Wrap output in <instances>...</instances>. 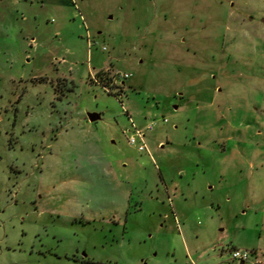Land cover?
<instances>
[{
    "label": "rangeland",
    "instance_id": "374dc122",
    "mask_svg": "<svg viewBox=\"0 0 264 264\" xmlns=\"http://www.w3.org/2000/svg\"><path fill=\"white\" fill-rule=\"evenodd\" d=\"M232 247L264 253V0H0V264Z\"/></svg>",
    "mask_w": 264,
    "mask_h": 264
},
{
    "label": "built area",
    "instance_id": "2783aa9c",
    "mask_svg": "<svg viewBox=\"0 0 264 264\" xmlns=\"http://www.w3.org/2000/svg\"><path fill=\"white\" fill-rule=\"evenodd\" d=\"M131 75L130 72H119L118 76L120 78H128ZM116 83L115 80H112L110 84H108L111 87V84ZM108 92H111V89H107ZM163 121H166V118H163ZM153 127V121H149L147 124H145L143 127L137 128L133 127L134 131L132 134L127 136V140L130 143H136V147L138 150H143L146 148L145 140H144V131L150 130ZM229 256L232 260L236 261L238 264H264V253L258 252L256 250H250L246 248H238V247H232L229 248Z\"/></svg>",
    "mask_w": 264,
    "mask_h": 264
},
{
    "label": "water",
    "instance_id": "95a60500",
    "mask_svg": "<svg viewBox=\"0 0 264 264\" xmlns=\"http://www.w3.org/2000/svg\"><path fill=\"white\" fill-rule=\"evenodd\" d=\"M87 118L89 121H93L99 118V114L97 112L90 111V112H87Z\"/></svg>",
    "mask_w": 264,
    "mask_h": 264
},
{
    "label": "crops",
    "instance_id": "0c3cea01",
    "mask_svg": "<svg viewBox=\"0 0 264 264\" xmlns=\"http://www.w3.org/2000/svg\"><path fill=\"white\" fill-rule=\"evenodd\" d=\"M217 263V262H216Z\"/></svg>",
    "mask_w": 264,
    "mask_h": 264
}]
</instances>
